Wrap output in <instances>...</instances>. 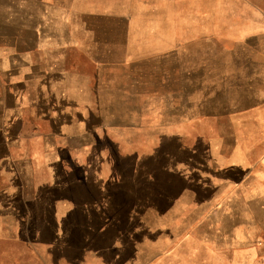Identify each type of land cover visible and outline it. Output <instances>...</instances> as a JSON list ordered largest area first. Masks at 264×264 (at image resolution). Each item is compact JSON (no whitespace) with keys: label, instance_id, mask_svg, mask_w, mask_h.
Returning a JSON list of instances; mask_svg holds the SVG:
<instances>
[{"label":"crops","instance_id":"obj_1","mask_svg":"<svg viewBox=\"0 0 264 264\" xmlns=\"http://www.w3.org/2000/svg\"><path fill=\"white\" fill-rule=\"evenodd\" d=\"M165 6L139 28L125 0H0V238L22 264H264V11ZM144 112L166 149L143 186L54 169L95 131L141 146L125 116ZM189 211L208 229L192 236Z\"/></svg>","mask_w":264,"mask_h":264},{"label":"rangeland","instance_id":"obj_2","mask_svg":"<svg viewBox=\"0 0 264 264\" xmlns=\"http://www.w3.org/2000/svg\"><path fill=\"white\" fill-rule=\"evenodd\" d=\"M203 2L205 11L214 10L219 12L226 11H264V0H200ZM126 5L134 10L135 27H155L161 28L165 22V0L156 2L157 10L148 14L144 10V4L140 0H125ZM189 7H195L197 0H188ZM254 20L253 24H256ZM238 22V26H243ZM198 52L190 55L189 58H198ZM160 104V100H158ZM161 110V109H159ZM130 122H135L138 131L135 134H129L130 138L139 140L141 146L122 145L120 136L114 132L95 131L93 133V141L89 145H84L83 141L78 138L73 140L75 146L69 147L67 141L62 140L61 146L57 149L58 161L54 164V169L60 172H66L71 177V182L76 186H143L144 177L156 166L152 167L150 160L158 159L164 155L165 147L149 146L148 140L153 139L154 132L150 129L155 121L164 120L165 116L150 115L148 112L142 113L140 116L129 115ZM95 121V118H94ZM139 121V122H138ZM139 123V124H138ZM238 135L244 136L245 130L236 131ZM30 136L35 138L36 132H28ZM0 133V138L3 137ZM125 136V135H124ZM164 139V133L157 136V139ZM146 140V141H145ZM145 142V144H144ZM35 143V141H34ZM59 150V151H58ZM60 156V157H59ZM40 170H46L42 168ZM152 167V168H151ZM74 177V178H73ZM37 181V180H36ZM43 185L46 184L47 178L38 179ZM142 220L156 218L157 229L165 226L167 212H141ZM153 213H156L155 217ZM189 215L190 234L196 236L204 229H208L207 225L202 228L195 216L200 212H187ZM207 214V212H205ZM148 217V218H147ZM200 222V221H199ZM143 229V228H142ZM24 247L21 242L16 240H7L0 238V264H22V251ZM30 259V258H25ZM28 261H26L27 263Z\"/></svg>","mask_w":264,"mask_h":264}]
</instances>
